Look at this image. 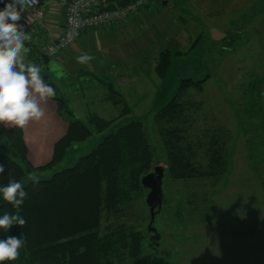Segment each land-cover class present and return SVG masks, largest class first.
<instances>
[{"label": "rangeland", "instance_id": "1", "mask_svg": "<svg viewBox=\"0 0 264 264\" xmlns=\"http://www.w3.org/2000/svg\"><path fill=\"white\" fill-rule=\"evenodd\" d=\"M179 8L152 2L150 11L137 20L133 19L135 13L129 17L134 21L125 25L122 22L85 31L76 37L72 47L47 61L40 55L44 41L37 32L31 33L36 53L32 62L40 67L41 76L47 75V80L57 86V96L65 101L61 110L60 101H55L54 121L63 124L81 120L91 134L86 136L87 132L77 126V131L72 132L77 140L68 148L65 159L52 171L29 173L22 184L33 175L50 176L74 165L114 126L139 121L154 153V166L165 168V203L153 224L159 238L150 231V189L142 187V174L133 165L126 169L125 178L131 182L138 176L141 187L133 189L131 199L123 205L112 208L103 203L101 235H118L115 230L123 229L127 234L137 233V237L125 236L130 239L127 244L113 238L109 262L248 264L259 258L264 262V9H260L263 15H257V23L246 24L245 16L232 15L219 24L217 20L209 24L188 14L184 15V26L179 20ZM58 17L52 29L63 27L64 10ZM164 51H170V64L165 76H161L159 66ZM29 53L26 46V63ZM81 55L92 59L80 64L76 58ZM207 77L202 91L188 89L175 121L156 119L159 110L177 93L182 79ZM111 95L115 101L109 99ZM91 113L114 121L98 132L89 122ZM46 114L48 118L50 112ZM174 127L178 134L172 142L195 144L196 162L203 164L195 166L197 172L206 170L208 161L222 155V167L207 169L208 174L215 175L181 179L167 172L165 137ZM28 133L35 139L41 133V122L29 124ZM209 137L222 141L221 149L220 145L211 149L203 143ZM87 199L86 191L80 199L71 196L69 214L84 213L90 204ZM48 201L55 202L49 207L52 216L59 214L60 199L51 195ZM255 236L261 237L260 245Z\"/></svg>", "mask_w": 264, "mask_h": 264}, {"label": "trees", "instance_id": "2", "mask_svg": "<svg viewBox=\"0 0 264 264\" xmlns=\"http://www.w3.org/2000/svg\"><path fill=\"white\" fill-rule=\"evenodd\" d=\"M40 55L47 58L45 61L49 60V57ZM40 55H38L39 62L42 61ZM170 55V51L161 53L159 66L161 76H165L169 68ZM42 78L55 90L57 89L55 84L47 80V75H42ZM207 79L208 77L202 80L182 79L177 93L159 110L156 119L165 118L175 121L176 116L182 111V99L188 89L195 88L202 91ZM51 98L60 101L59 110H61L65 103L64 99L58 97L57 92ZM109 99L116 100L112 95ZM113 121L114 119H106L98 113L89 115V122L94 124L98 132L111 126ZM68 123L67 133L55 143L53 158L39 166H34L29 161L23 129L15 126L7 128L0 124V165L5 166V172L0 174V185L7 184L10 178L22 184L29 173L39 174L54 170V167L65 159L68 148L77 140L72 134L77 131V126L81 131L87 132L86 136H90V129L83 121L75 119ZM169 130L171 132L167 131L168 137H165V141L169 163L167 172H170L172 177L189 179L215 175L208 174L207 169L222 167L223 157L218 154L212 161H208L204 167L206 170L197 172L195 166L203 167V164L196 162L195 144L188 142L183 145L180 142L178 144L172 142V137L178 134V130L176 127ZM203 143L211 149L219 145L221 149L223 146L222 141L212 137ZM154 163V153L143 126L139 121L126 122L114 126L111 133L106 135L92 151L82 155L74 165L57 170L50 176H40L39 183L35 186L31 179L23 183L27 197L19 210L3 200L0 195V215L5 212L19 214L27 221L24 227L13 225L8 233L0 229V239L15 235L20 236L24 241L19 258L15 261H4L3 264H111L109 261L112 259L110 253L113 250V238L115 242L127 244L130 239L125 236L135 237L137 233L127 234L126 230L121 229L115 230L118 235H101L103 203L114 208L115 205L128 202L131 199V192L140 184L138 176L131 182L125 178L126 169L137 165L139 173L142 174L140 183L145 188L142 178L152 171L155 167ZM85 191L88 196L87 202H90L86 211L81 214H69L71 196L77 195L80 199ZM51 195L60 199L59 214L61 215L52 216L49 207L55 202H46ZM65 199H68V202H65ZM51 216V220H48Z\"/></svg>", "mask_w": 264, "mask_h": 264}, {"label": "clouds", "instance_id": "3", "mask_svg": "<svg viewBox=\"0 0 264 264\" xmlns=\"http://www.w3.org/2000/svg\"><path fill=\"white\" fill-rule=\"evenodd\" d=\"M40 0H8L0 9V124L19 128L31 121H40L45 116L41 101L56 95L53 86L40 75L41 69L34 63L24 62L25 41L30 39L20 24L22 14L34 8ZM28 23L30 20L26 17ZM77 62L87 64L92 57L78 56ZM5 166L0 165V174ZM11 176V173H9ZM33 186L39 183L38 176H31ZM3 200L20 209L27 197L24 186L15 179L0 185ZM27 221L19 214L5 212L0 215V229L8 233L13 225L24 227ZM24 241L20 236L8 235L0 239V264L15 261L20 256Z\"/></svg>", "mask_w": 264, "mask_h": 264}, {"label": "crops", "instance_id": "4", "mask_svg": "<svg viewBox=\"0 0 264 264\" xmlns=\"http://www.w3.org/2000/svg\"><path fill=\"white\" fill-rule=\"evenodd\" d=\"M7 2L8 0H0V9H2ZM152 2H156V3L159 2L164 5H171V6L176 5L177 7L180 6L179 9L182 10V13L180 14L181 16L180 19L179 17L178 19L184 22L181 23L184 24V26H186L187 24L185 16L188 14L193 15L195 17L199 16L203 21L205 20V22H208L209 24H213V21L215 20H217L216 23L219 24L220 22H222L221 19L232 15H236L239 17L243 15L245 16L243 22H245L246 20V24L248 22L254 23L256 21L257 15H261V14L263 15V12L260 11V9L261 10L264 9V0H150L149 5L144 7L137 14H135L133 19L137 20L141 15H144L145 12L150 11L149 9ZM46 3H45L46 18L44 20V26L50 28L52 34H49L47 32V29L44 27L37 28V30L33 32V33L37 32L39 34V36L42 38V41H44L43 45L46 44L52 37H57L62 29V27H59L58 29H52L55 23L54 21L57 20L59 18L58 17L59 14L63 12L62 7L58 4L56 0H50L47 1ZM133 19L129 18L128 21L124 22L123 24L125 25L131 21H134ZM261 24L264 28V17H262L261 19ZM100 29H106V28H100ZM31 33L32 32H26V34L30 37V39L25 41V47L27 46L30 50L29 59L27 60V63L24 61L26 64H28V62L34 63L32 62L33 61L32 56L36 54L33 53L35 52V50L32 49L34 41L31 38L33 36ZM80 35L82 34H79L78 36ZM54 103L55 101L52 98H48L46 101H41V107L44 109V111L47 110L45 112L44 118H42L40 121H31L29 123L31 124L34 122L37 123L41 122V133L40 134L38 133L35 139H32L28 133L29 124L26 127H24L23 130L24 140L28 148V158L31 164H33L34 166L45 164L53 158L54 146L56 141L59 138H61L65 133H67L69 128L68 122L67 123L63 122V124H60V122L54 121V117L56 115L55 112L56 107ZM47 112H50L48 118L46 114ZM6 127L10 128L13 126L7 125ZM46 176L48 175L46 174ZM255 238L257 239V243H258L261 237L255 236ZM258 244L260 245L261 243L259 242ZM257 249L259 253H261L262 248L258 246ZM248 264H264V262H262L261 258H259V261L253 263L251 262Z\"/></svg>", "mask_w": 264, "mask_h": 264}, {"label": "built area", "instance_id": "5", "mask_svg": "<svg viewBox=\"0 0 264 264\" xmlns=\"http://www.w3.org/2000/svg\"><path fill=\"white\" fill-rule=\"evenodd\" d=\"M64 10L63 27L57 37H52L43 45L42 53L48 57H56L64 50L73 46L76 37L91 29L110 28L125 22L131 14L138 13L148 6L150 0H130L122 5V0H56ZM115 4V9L99 11L102 7ZM29 18L30 23L27 22ZM46 5L43 0L27 13L22 14L20 24L25 32H34L44 27L52 34L50 28L44 26Z\"/></svg>", "mask_w": 264, "mask_h": 264}, {"label": "water", "instance_id": "6", "mask_svg": "<svg viewBox=\"0 0 264 264\" xmlns=\"http://www.w3.org/2000/svg\"><path fill=\"white\" fill-rule=\"evenodd\" d=\"M130 0H122L121 4H128ZM169 3V2H168ZM116 5L111 4L107 7H102L99 11H106L110 9H115ZM165 177V168L159 164L155 165L154 170L147 173L142 178V184L149 188V194L147 196V203L151 210V222L150 231L154 232V237L159 238L156 228L153 226L157 214L161 213V208L164 202V190H163V180Z\"/></svg>", "mask_w": 264, "mask_h": 264}]
</instances>
